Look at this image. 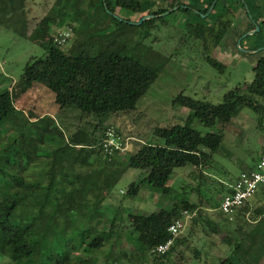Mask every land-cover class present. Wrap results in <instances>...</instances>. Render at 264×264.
Returning <instances> with one entry per match:
<instances>
[{
    "label": "rangeland",
    "instance_id": "rangeland-1",
    "mask_svg": "<svg viewBox=\"0 0 264 264\" xmlns=\"http://www.w3.org/2000/svg\"><path fill=\"white\" fill-rule=\"evenodd\" d=\"M153 1L154 8L166 9L165 13H170L151 15L155 16L149 19L153 21L142 27L145 23L142 22V15L120 9L110 13L105 6L103 9L98 0H61L59 4L57 0H0V92L9 89L19 111L5 122L6 127L1 131V146H9L16 141V137H22L10 147L11 169L20 165L29 167L28 172L44 174L50 171L54 159L60 157L58 153H52L63 145L60 130L66 139L81 131L103 142L108 129H113L114 137L109 139L122 148L117 156V162L122 165L117 168L125 170L127 159L144 143H163L155 137L157 128L184 123L190 111L174 103L180 94L217 105L224 101L226 93L253 81L254 66L264 57V51L258 54L244 53L250 45L246 39L238 46V38L254 30L246 16L247 6L243 9L236 0L219 1L217 8L222 3L235 8L229 10V18H233L234 24L224 43L214 51L210 42L201 39L196 27L207 23L206 16L199 15L197 11H180L176 3L197 5L199 0ZM252 1L264 15V0ZM56 14L61 20L51 26V34L53 40L59 33L67 36L66 43L61 47L64 52L76 54L83 50L96 55L109 46L124 57L134 58L159 70L157 80L139 100L134 111L102 117L100 121L96 116L84 114L75 107L61 110L54 93L42 84L35 83L29 91L21 93L26 64L31 58H44L47 54L45 42L36 39L33 33L45 16ZM208 57L226 66V70H216L208 62ZM258 107L260 113L242 109L227 126L211 131L214 139L220 140V151L213 156L203 173L190 165L176 168L168 184L171 188L168 196H162L160 191L145 186L136 198H127L125 195L130 184L139 182L146 172L132 168L125 170L99 210L102 214L84 221L90 234L105 237V244L93 250L82 243V250L72 255L73 262L93 259L92 264H155L153 257L141 263L136 256V238L128 214L147 215L161 209L170 210L177 200L184 198L198 207L192 211L196 215L187 220L178 237L182 243L161 264H218L219 259L242 241L241 232L236 230L240 225L246 232L247 245L254 243L253 254L259 263L264 264V210L244 214L238 224L234 220L227 222V217H221L219 207H216L229 185L264 154V101L260 100ZM44 116H48L44 122L32 124V121L34 123ZM49 124L57 129L46 131L45 126ZM14 126L21 130L14 131ZM194 127L204 133L210 131L198 122ZM31 138L39 143L37 152L30 146ZM69 165L70 162L60 161L57 167L64 172H82L83 177L88 176L85 173L87 169ZM263 187L257 191V198L262 201L259 208L264 204L263 194L260 193ZM72 203L69 199L65 200L67 213H63L62 218L68 215ZM85 211L89 216L92 208L88 207ZM258 211L261 214L258 215ZM259 218L260 221L256 222ZM211 223H216L215 230ZM80 226L72 224L68 233L63 225L65 236L61 241L75 243L78 236H73L82 229L83 226ZM55 227L56 224L52 223L50 230L53 231ZM0 264L14 263L0 258Z\"/></svg>",
    "mask_w": 264,
    "mask_h": 264
},
{
    "label": "trees",
    "instance_id": "trees-1",
    "mask_svg": "<svg viewBox=\"0 0 264 264\" xmlns=\"http://www.w3.org/2000/svg\"><path fill=\"white\" fill-rule=\"evenodd\" d=\"M60 1L57 0V4ZM98 1L103 9L105 6L110 13L120 9L142 15L141 19L145 16H159L167 11L154 8L153 0ZM215 1L199 0L197 5L176 2L180 11H197L199 15L206 16L207 25H196L204 42L207 41L206 33L211 32L213 25L224 19L230 9L235 10L226 3L217 8L220 1L218 0L209 14ZM236 1L243 9L248 7L249 11L245 12L253 29L255 25L260 27L259 32L245 38L250 42L249 48H263L264 15L259 6L252 0H243V3L242 0ZM60 20L58 14L45 16L35 29L33 35L45 42L47 54L44 58H31L26 64L21 93L29 91L35 83L42 84L54 93L55 101L61 110L75 107L84 114L96 116L100 121L102 117L134 111L139 100L157 80L159 70L134 58L124 57L109 46L96 55L83 50L76 54L64 52L55 44L51 34V26L57 25ZM151 21L153 20H147L141 26ZM226 32L223 30L221 36ZM207 60L216 70H226V66L218 61L209 57ZM253 70L254 79L250 84L236 87L226 93L224 101L217 105L180 94L174 103L187 108L190 114L183 124L155 130V137L162 140V144L144 143L127 159L125 170H143L146 175L139 182L131 183L125 196L134 199L145 186L160 191L162 196L170 195L171 188L168 184L176 168L190 165L203 173L209 167L213 156L221 149L220 140H215L211 131L227 126L242 109L260 113L258 105L260 100L264 101V57L259 59ZM17 111L12 92L9 89L1 91L0 137L1 131L6 127L5 122ZM47 118L48 116H44L34 123L32 121V124H40ZM196 122L210 131L204 133L201 129H196ZM51 126H45L46 131L57 129ZM13 129L16 131L17 127L14 126ZM59 133L63 145L52 154L58 153L60 157L54 159L50 171L44 174L28 172L29 167L20 165L11 169L10 147L14 146L21 136L16 137V141L11 142L9 146H1L0 141V258L14 264H92L93 259L73 262L72 255L82 250V243L93 250H98L105 244L103 235L90 234L86 222L102 214L99 210L125 171L117 168L122 165L117 162L119 152L115 151L112 156L105 154L102 141H97L92 135L81 131L74 133L69 139L64 137L61 130ZM33 140L34 138H31L29 143L34 152H37L39 143ZM60 161L70 162L71 167L79 165L81 169H87L85 173L89 176L85 178L82 172L60 170L59 166L57 167ZM123 164L125 166V163ZM255 167H250L248 171ZM230 192L227 188L226 194ZM67 199L73 203L68 215L62 218L63 213H67V207L64 205ZM88 207L92 208L89 216L85 211ZM216 207H220V204ZM197 208L189 200L181 198L170 210L161 209L147 215L128 214L129 224L136 238L134 252L141 263L151 257L155 259V264L165 263L182 243L179 238L165 254H153L151 250L167 242L170 238V225L181 217L184 210L194 211ZM247 212H250L248 203L234 214L232 220L221 210L220 216L227 217V222L234 220L239 224L241 217ZM257 214H261V211ZM199 218L202 216L199 215ZM52 223L56 224L53 231L50 230ZM72 224L83 226H80L82 229L73 236H78V240L76 239L75 243L61 241L65 236L62 232L63 225L69 233ZM211 224L215 230L216 223ZM108 230L111 232V227ZM236 230L241 232L242 241L236 243L224 258L219 259L218 264H261L253 254L254 243H246L244 228L240 225Z\"/></svg>",
    "mask_w": 264,
    "mask_h": 264
},
{
    "label": "built area",
    "instance_id": "built-area-1",
    "mask_svg": "<svg viewBox=\"0 0 264 264\" xmlns=\"http://www.w3.org/2000/svg\"><path fill=\"white\" fill-rule=\"evenodd\" d=\"M66 41L67 36L61 33L54 39L55 44L59 47H62ZM114 133L113 129H108L106 138L102 143L104 153H107L109 156H112L115 151H122V148L114 140L109 139L114 137ZM261 186H264V155L253 170L243 171L240 174L236 182L231 186V192L222 197L219 209L232 220L234 214L255 196ZM195 215V212L184 210L181 213V217L177 218L170 225L168 229L170 238L167 242L153 248L151 253L162 255L168 252L183 232L187 220L193 218Z\"/></svg>",
    "mask_w": 264,
    "mask_h": 264
},
{
    "label": "flooded vegetation",
    "instance_id": "flooded-vegetation-1",
    "mask_svg": "<svg viewBox=\"0 0 264 264\" xmlns=\"http://www.w3.org/2000/svg\"><path fill=\"white\" fill-rule=\"evenodd\" d=\"M234 24V20L233 18H229V13L227 12L226 15H225V18L216 22L212 29H211V32H207L206 33V38H207V41L210 42V44L212 45V48L214 49V51H216L219 46H221L223 43H224V39L225 37L228 35L231 27L233 26ZM230 26V27H229ZM227 31L223 36H221V33L222 31ZM246 34V33H244ZM242 34L237 41H239L242 36L244 35ZM245 40L242 39V42L243 43ZM226 43V41H225ZM227 47V46H226ZM229 48V47H227ZM246 50H254V49H250L249 47L246 48ZM257 50V49H256ZM237 56H238V53H237Z\"/></svg>",
    "mask_w": 264,
    "mask_h": 264
},
{
    "label": "crops",
    "instance_id": "crops-1",
    "mask_svg": "<svg viewBox=\"0 0 264 264\" xmlns=\"http://www.w3.org/2000/svg\"><path fill=\"white\" fill-rule=\"evenodd\" d=\"M248 18V17H247ZM248 22H249V20H248ZM250 24V23H249ZM260 159H257L256 161H254L253 163H252V165H251V167H254V166H256L257 165V163H258V161H259ZM248 171V170H247ZM243 172V171H242ZM241 172V173H242ZM88 174V173H87ZM240 175V174H239ZM89 176V175H88ZM88 179V178H87ZM238 179V178H237ZM236 182V181H235ZM234 182V183H235ZM233 183V184H234ZM233 184H231V185H229V189H230V191H231V186L233 185ZM260 193H262L263 194V198H264V187L263 188H261V191H260ZM228 194V193H227ZM226 195V194H225ZM258 195H259V192H257L256 194H255V196L250 200V201H248L247 203H248V207L250 208V212H253V211H255V210H257V209H263L264 210V204H263V206L262 207H260L259 208V206H261V204H262V201H260V200H258ZM156 212V211H155ZM250 212H247V213H250ZM262 216V215H261ZM264 216V215H263ZM260 217V216H259ZM260 221V218L256 221V222H259Z\"/></svg>",
    "mask_w": 264,
    "mask_h": 264
},
{
    "label": "water",
    "instance_id": "water-1",
    "mask_svg": "<svg viewBox=\"0 0 264 264\" xmlns=\"http://www.w3.org/2000/svg\"><path fill=\"white\" fill-rule=\"evenodd\" d=\"M104 2H105V0H104ZM216 2H217V0H216ZM215 4L216 3L214 2L213 5H212V7H211V9H210V12L213 10ZM169 13H165V15L166 14H169ZM153 17H155V16H145V17H143L144 19L142 18L143 19L142 22L147 21V20H149V19H151ZM259 30H260V27L258 25H255V29L254 30H252L250 32H247L246 34H244L242 36V38L238 41V46L240 47L241 42H242V39L254 35L255 33L259 32ZM263 51H264V47L263 48H260V49H257V50H244V53H248V54H258V53H261Z\"/></svg>",
    "mask_w": 264,
    "mask_h": 264
}]
</instances>
